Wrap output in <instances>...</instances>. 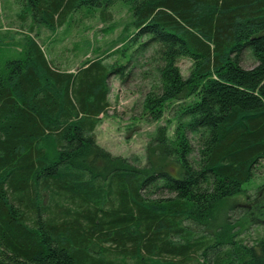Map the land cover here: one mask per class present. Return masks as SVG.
I'll use <instances>...</instances> for the list:
<instances>
[{"label":"trees","instance_id":"trees-1","mask_svg":"<svg viewBox=\"0 0 264 264\" xmlns=\"http://www.w3.org/2000/svg\"><path fill=\"white\" fill-rule=\"evenodd\" d=\"M118 3L132 32L75 72L52 65L31 36L77 13L107 22ZM22 4L18 19L30 23L20 57L8 58L0 40V264H264V236L239 238L264 229V184L242 189L264 161V0ZM149 49L158 84L143 115L173 114L140 166L104 151L94 132L109 109V77L122 81ZM244 53L252 69L241 67ZM180 59L191 61L186 78ZM241 194L247 211L228 204Z\"/></svg>","mask_w":264,"mask_h":264},{"label":"rangeland","instance_id":"rangeland-1","mask_svg":"<svg viewBox=\"0 0 264 264\" xmlns=\"http://www.w3.org/2000/svg\"><path fill=\"white\" fill-rule=\"evenodd\" d=\"M22 0H0V40L8 46L2 50L8 58L17 59L24 50V35L29 33V19L21 25L18 15L26 10ZM110 20L102 22L98 14L92 17H82L77 13L68 19L59 29L48 31L35 26L32 37L43 47L44 54L52 65L61 71L75 72L88 59H95L98 51L115 48L120 44V38L132 32L129 27L131 15L128 6L121 3L109 9ZM75 24V25H74ZM94 50V51H93ZM105 64L112 65L117 61V55L104 58ZM132 63L125 70L124 79L110 76L107 84L109 109L95 129L96 144L112 156L126 158L130 161L137 159L140 166L145 165V149L158 126L166 125L172 119V110H167L162 120L152 122L142 111V102L153 86H157V61L153 58V50L149 49L141 55H135ZM127 59L120 64L125 65ZM241 67L252 69L254 63L247 53L242 55ZM179 67L182 77L189 74L191 61L180 59ZM172 123L168 136L172 138ZM194 144V143H193ZM264 184V161L260 162L253 178L242 186L250 194ZM243 194L228 201L234 208L243 206L249 210ZM264 206V197L260 200ZM247 204L246 206H244ZM241 209V208H240ZM264 210V208L262 209ZM232 215L235 220L240 216L239 210ZM242 216V215H241ZM239 218V217H238ZM259 236H264V229L256 230L254 226L241 231L239 238L246 244H253Z\"/></svg>","mask_w":264,"mask_h":264}]
</instances>
